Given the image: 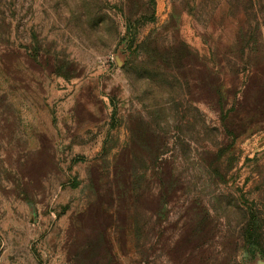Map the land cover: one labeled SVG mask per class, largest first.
Instances as JSON below:
<instances>
[{"label": "rangeland", "instance_id": "1", "mask_svg": "<svg viewBox=\"0 0 264 264\" xmlns=\"http://www.w3.org/2000/svg\"><path fill=\"white\" fill-rule=\"evenodd\" d=\"M0 264H264V0H0Z\"/></svg>", "mask_w": 264, "mask_h": 264}]
</instances>
